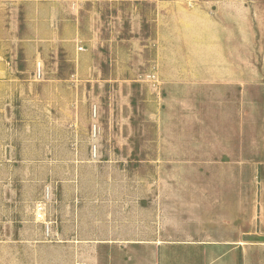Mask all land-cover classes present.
<instances>
[{
  "label": "rangeland",
  "instance_id": "374dc122",
  "mask_svg": "<svg viewBox=\"0 0 264 264\" xmlns=\"http://www.w3.org/2000/svg\"><path fill=\"white\" fill-rule=\"evenodd\" d=\"M178 1L214 10L232 0ZM236 1L247 57L250 26L264 36V0ZM153 2L0 0V264H82L89 241L63 225L120 217L128 183L152 172ZM188 51H177L180 73ZM194 85L216 93L215 82Z\"/></svg>",
  "mask_w": 264,
  "mask_h": 264
},
{
  "label": "crops",
  "instance_id": "0c3cea01",
  "mask_svg": "<svg viewBox=\"0 0 264 264\" xmlns=\"http://www.w3.org/2000/svg\"><path fill=\"white\" fill-rule=\"evenodd\" d=\"M153 3L154 168L128 183L120 217L61 235L89 241L82 264H264V36L250 26L242 56L240 1ZM200 82L216 93H198Z\"/></svg>",
  "mask_w": 264,
  "mask_h": 264
},
{
  "label": "built area",
  "instance_id": "2783aa9c",
  "mask_svg": "<svg viewBox=\"0 0 264 264\" xmlns=\"http://www.w3.org/2000/svg\"><path fill=\"white\" fill-rule=\"evenodd\" d=\"M36 214L39 218L43 217V214L45 213V205L43 206L41 203H38L35 207ZM44 210V213H43ZM44 231L47 236L54 235L52 229H50L49 222H44Z\"/></svg>",
  "mask_w": 264,
  "mask_h": 264
}]
</instances>
